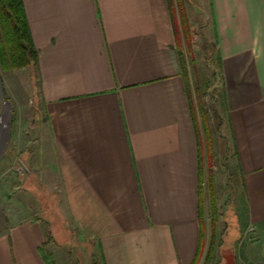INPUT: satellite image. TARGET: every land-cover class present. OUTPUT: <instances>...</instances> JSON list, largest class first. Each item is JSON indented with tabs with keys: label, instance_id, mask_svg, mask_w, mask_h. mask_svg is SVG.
Segmentation results:
<instances>
[{
	"label": "crops",
	"instance_id": "0c3cea01",
	"mask_svg": "<svg viewBox=\"0 0 264 264\" xmlns=\"http://www.w3.org/2000/svg\"><path fill=\"white\" fill-rule=\"evenodd\" d=\"M205 3L215 55L195 89L172 0H24L60 205L102 264L194 263L204 150L234 158L240 240L226 264H264V0ZM46 242L42 220H20L0 264H52Z\"/></svg>",
	"mask_w": 264,
	"mask_h": 264
},
{
	"label": "rangeland",
	"instance_id": "374dc122",
	"mask_svg": "<svg viewBox=\"0 0 264 264\" xmlns=\"http://www.w3.org/2000/svg\"><path fill=\"white\" fill-rule=\"evenodd\" d=\"M172 1L176 19L181 22L180 28L183 27L184 59L196 89V72L206 68L205 65L210 69L215 55L213 31L208 27L209 18L205 14L207 6L205 0ZM185 4L193 27L192 36L184 28ZM200 57L203 61L197 64L196 59ZM5 63L0 60V235L6 234L20 220L40 219L48 241L44 249L51 255L52 264H102L95 239L86 237L71 225L60 205L59 170L35 67L30 63L10 68ZM197 93L193 92L196 121L202 139L206 140L199 113L203 100ZM221 153L213 157L207 150L203 153L202 236L193 264L232 261L231 250L240 240L234 204L237 181L231 171L234 158L226 151Z\"/></svg>",
	"mask_w": 264,
	"mask_h": 264
},
{
	"label": "trees",
	"instance_id": "16d2710c",
	"mask_svg": "<svg viewBox=\"0 0 264 264\" xmlns=\"http://www.w3.org/2000/svg\"><path fill=\"white\" fill-rule=\"evenodd\" d=\"M24 0H0V60L7 67L37 63Z\"/></svg>",
	"mask_w": 264,
	"mask_h": 264
}]
</instances>
